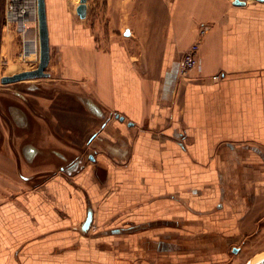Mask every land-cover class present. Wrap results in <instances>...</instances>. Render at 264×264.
<instances>
[{
	"label": "crops",
	"instance_id": "0c3cea01",
	"mask_svg": "<svg viewBox=\"0 0 264 264\" xmlns=\"http://www.w3.org/2000/svg\"><path fill=\"white\" fill-rule=\"evenodd\" d=\"M242 1L46 0L51 76L0 85V264H239L264 237V1Z\"/></svg>",
	"mask_w": 264,
	"mask_h": 264
},
{
	"label": "built area",
	"instance_id": "2783aa9c",
	"mask_svg": "<svg viewBox=\"0 0 264 264\" xmlns=\"http://www.w3.org/2000/svg\"><path fill=\"white\" fill-rule=\"evenodd\" d=\"M5 26L12 28L18 35L22 45L20 58L24 62L40 60L37 52L38 38V0H6L5 1ZM30 31H34V37H29ZM206 33L203 27L199 32L198 40L193 43L180 59L179 75L187 77L196 69L200 61L202 38ZM29 43H34L35 49L32 52ZM220 76L213 77L218 80Z\"/></svg>",
	"mask_w": 264,
	"mask_h": 264
},
{
	"label": "water",
	"instance_id": "95a60500",
	"mask_svg": "<svg viewBox=\"0 0 264 264\" xmlns=\"http://www.w3.org/2000/svg\"><path fill=\"white\" fill-rule=\"evenodd\" d=\"M264 1V0H262ZM235 6H245V1L242 0H234ZM77 14L81 19H85L87 17V0H80V3L77 7ZM125 35H129V30H126ZM38 36H39V47H40V60L37 68L28 71H22L20 73L4 76L1 78V83L3 85L14 84L18 82L36 80L41 78H49L51 76L50 73L46 72V69L50 63V34L48 27V19H47V6L46 0H38ZM179 66L180 60H178L173 68V70L167 75V85H172L177 77L179 76ZM94 111L98 112L97 108L92 106ZM92 221L91 212L88 213L87 220L84 224L83 229L87 230ZM236 252L238 250H235ZM247 264H264V258H260L255 261H250Z\"/></svg>",
	"mask_w": 264,
	"mask_h": 264
},
{
	"label": "rangeland",
	"instance_id": "374dc122",
	"mask_svg": "<svg viewBox=\"0 0 264 264\" xmlns=\"http://www.w3.org/2000/svg\"><path fill=\"white\" fill-rule=\"evenodd\" d=\"M5 1L6 0H0V79L4 76H11L22 71L33 70L37 68L39 64V60L34 62H24L21 60L19 56L22 51L20 38L12 28L5 26ZM74 1L75 4L80 3V0ZM3 30H5V32H3ZM30 33L33 34V32ZM2 38H4V40ZM1 50H3V52H1ZM1 84L0 81V85ZM254 240H256V242ZM254 240L248 246L244 247L245 257L237 261V263L247 264L250 261L264 258V237Z\"/></svg>",
	"mask_w": 264,
	"mask_h": 264
},
{
	"label": "flooded vegetation",
	"instance_id": "af4514ba",
	"mask_svg": "<svg viewBox=\"0 0 264 264\" xmlns=\"http://www.w3.org/2000/svg\"><path fill=\"white\" fill-rule=\"evenodd\" d=\"M50 53H51V51H50ZM50 56H51V54H50ZM50 60H51V57H50ZM49 66H50V63H49ZM49 66L46 69V72L51 74ZM33 88H34V86H33ZM37 88H39V87H37ZM16 95H17V97L21 98V100H25V98L21 95V93H16ZM13 108H15V107L9 106V109H13ZM13 112H14V115H16V119H17L18 123H24L25 122V116L22 115V113L19 110H14L13 109ZM235 250H238V251L236 252ZM231 252L233 254H237L238 255L239 253H242L243 250H242L241 246H233L232 249H231Z\"/></svg>",
	"mask_w": 264,
	"mask_h": 264
},
{
	"label": "bare ground",
	"instance_id": "6f19581e",
	"mask_svg": "<svg viewBox=\"0 0 264 264\" xmlns=\"http://www.w3.org/2000/svg\"><path fill=\"white\" fill-rule=\"evenodd\" d=\"M39 38V37H38ZM39 41V40H38ZM28 47H30V50L33 52L34 51V49H35V45H34V43H29L28 44ZM37 52L39 53V56H40V47H39V44L37 43Z\"/></svg>",
	"mask_w": 264,
	"mask_h": 264
}]
</instances>
